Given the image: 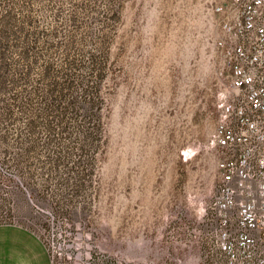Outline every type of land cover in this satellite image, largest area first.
<instances>
[{
  "label": "rangeland",
  "instance_id": "374dc122",
  "mask_svg": "<svg viewBox=\"0 0 264 264\" xmlns=\"http://www.w3.org/2000/svg\"><path fill=\"white\" fill-rule=\"evenodd\" d=\"M25 1L0 0V224L64 233L54 264H198L225 83L204 0ZM66 74L77 104L56 114Z\"/></svg>",
  "mask_w": 264,
  "mask_h": 264
},
{
  "label": "built area",
  "instance_id": "2783aa9c",
  "mask_svg": "<svg viewBox=\"0 0 264 264\" xmlns=\"http://www.w3.org/2000/svg\"><path fill=\"white\" fill-rule=\"evenodd\" d=\"M204 7L208 54L225 83L207 144L218 158L219 181L207 200L191 198V246L198 264H264V0H204ZM9 224L18 225H0ZM38 236L54 264L67 236Z\"/></svg>",
  "mask_w": 264,
  "mask_h": 264
},
{
  "label": "crops",
  "instance_id": "0c3cea01",
  "mask_svg": "<svg viewBox=\"0 0 264 264\" xmlns=\"http://www.w3.org/2000/svg\"><path fill=\"white\" fill-rule=\"evenodd\" d=\"M0 264H52L50 254L31 229L0 225Z\"/></svg>",
  "mask_w": 264,
  "mask_h": 264
},
{
  "label": "trees",
  "instance_id": "16d2710c",
  "mask_svg": "<svg viewBox=\"0 0 264 264\" xmlns=\"http://www.w3.org/2000/svg\"><path fill=\"white\" fill-rule=\"evenodd\" d=\"M8 1L9 3L13 4V0H6ZM25 2H27V4H29V0H26ZM14 9L13 7L10 6V9L7 11V15L10 17L13 13ZM11 28H13V26L9 25ZM4 34H5V37L3 38V42H4V45H3V62H4V70H10L11 68H13V65L10 64L7 60V56L5 54V52L7 51L8 49V44H9V40H8V33L7 31H4ZM22 77V75H21ZM73 77V75H68L66 74V82H67V85L66 87H64L63 89H52L51 92H50V96L48 97L50 99V106H52L53 108V112L54 113H59V107L61 106L62 103H66V109L67 111H73L74 113V110H75V105L77 104V99L76 97L73 95L75 92H76V89L75 87L72 86L73 84V81L71 80V78ZM23 78V77H22ZM91 91V90H90ZM67 94L69 95V98L67 99ZM89 90H85L84 92V96L83 98H85V100L89 99L88 101L90 103L93 102L92 98L89 96ZM69 114V113H68ZM61 115H65L64 113H61ZM64 131H67V129H63Z\"/></svg>",
  "mask_w": 264,
  "mask_h": 264
}]
</instances>
